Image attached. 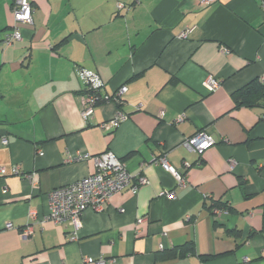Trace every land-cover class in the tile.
<instances>
[{"label":"crops","instance_id":"1","mask_svg":"<svg viewBox=\"0 0 264 264\" xmlns=\"http://www.w3.org/2000/svg\"><path fill=\"white\" fill-rule=\"evenodd\" d=\"M202 1L30 0L33 23L5 45L15 0H0V264H264V101L233 99L264 75L262 0ZM77 66L109 93L127 85L121 104L85 122ZM118 109L128 119L103 131ZM201 130L216 142L199 154L184 142ZM107 150L148 183L87 209L72 238L49 219L47 193L92 173L91 156ZM162 155L182 185L155 163ZM187 242L195 252L180 256Z\"/></svg>","mask_w":264,"mask_h":264},{"label":"built area","instance_id":"2","mask_svg":"<svg viewBox=\"0 0 264 264\" xmlns=\"http://www.w3.org/2000/svg\"><path fill=\"white\" fill-rule=\"evenodd\" d=\"M214 0H203L204 4H209ZM123 6V4H120ZM261 8L264 11V0L261 2ZM14 23L10 30L4 32L1 43L11 45L22 39L21 28L24 25L33 23V7L30 0H15L13 8ZM190 30L181 33V37H187ZM223 52L229 49L222 47ZM76 74L84 84V91L81 95L82 118L87 122L95 112V108L105 102H115L121 104L123 96L128 90L127 85H121L112 93L106 90V84L102 80L100 74L94 70L83 66L76 67ZM264 82V75L260 78ZM207 82L212 89L220 86L221 80L213 75H209ZM128 113L118 109L109 119L101 122L99 127L105 132L114 131L122 122L128 119ZM182 118V116L180 117ZM179 118V119H180ZM215 139L205 131H198L191 137L185 139V146L196 153H202L207 148L215 144ZM2 143L7 144L8 138L3 137ZM42 153V152H41ZM88 157V155H78L75 159ZM95 163V169L89 175L74 181L72 183L62 185L51 189L48 193V202L50 206L49 219L56 224L69 225L73 228V237L77 235L82 225V219L85 211L92 208L97 211L106 209L110 198L117 192L125 189L137 190L141 185L148 183L145 175H133L126 167L125 162L115 155L112 151L107 150L97 155L91 156ZM155 163H160L166 170L170 171L182 185L184 178L181 172L171 166L165 156L154 159ZM189 165V163H187ZM1 173H6L5 167H0ZM13 172L18 173V167H14ZM169 197L174 196V192H167ZM215 215L227 213L225 208L216 207ZM34 212L31 216H34ZM142 219L139 218L138 222ZM12 223H8L7 227H11ZM23 236H29L33 233V226L27 225L21 231ZM91 260V259H89ZM98 264H105L103 259Z\"/></svg>","mask_w":264,"mask_h":264},{"label":"trees","instance_id":"3","mask_svg":"<svg viewBox=\"0 0 264 264\" xmlns=\"http://www.w3.org/2000/svg\"><path fill=\"white\" fill-rule=\"evenodd\" d=\"M233 99L236 106H255L260 104L264 101V83L260 79L251 80L233 93ZM217 205L220 206L221 204ZM178 249L177 252H179L180 256L195 252L192 242H187L178 247Z\"/></svg>","mask_w":264,"mask_h":264}]
</instances>
